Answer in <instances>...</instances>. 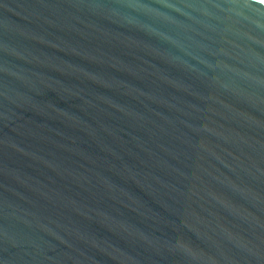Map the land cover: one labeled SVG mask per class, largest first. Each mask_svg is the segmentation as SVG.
I'll list each match as a JSON object with an SVG mask.
<instances>
[{
	"label": "water",
	"instance_id": "obj_1",
	"mask_svg": "<svg viewBox=\"0 0 264 264\" xmlns=\"http://www.w3.org/2000/svg\"><path fill=\"white\" fill-rule=\"evenodd\" d=\"M0 264H264V0H0Z\"/></svg>",
	"mask_w": 264,
	"mask_h": 264
}]
</instances>
